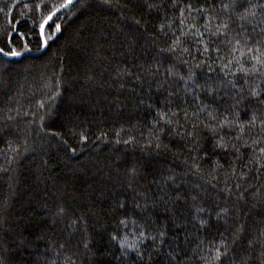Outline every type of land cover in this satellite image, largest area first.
Wrapping results in <instances>:
<instances>
[{"label": "trees", "instance_id": "1", "mask_svg": "<svg viewBox=\"0 0 264 264\" xmlns=\"http://www.w3.org/2000/svg\"><path fill=\"white\" fill-rule=\"evenodd\" d=\"M63 3L0 0V264H264V11L79 0L45 47Z\"/></svg>", "mask_w": 264, "mask_h": 264}, {"label": "snow or ice", "instance_id": "2", "mask_svg": "<svg viewBox=\"0 0 264 264\" xmlns=\"http://www.w3.org/2000/svg\"><path fill=\"white\" fill-rule=\"evenodd\" d=\"M105 2L107 3L108 0H105ZM236 2V6L238 7H244V4L247 3L248 7L246 8V11L248 12V14L250 15H255L256 13L254 11H252V9L256 8V7H260L262 11H264V5H257V4H252L250 2V0H244V2L242 3L241 0H235ZM73 3V0H66V3H63L60 5V8H67L70 4ZM60 8H57L56 11H60ZM55 15V12H52L49 14V16L44 20L43 24L41 25V30H40V35L43 36L44 35V24H47L48 21L52 20V17ZM241 19H244L245 17L243 15L240 16ZM224 28H227L228 25L225 23L223 25ZM56 31L59 32L61 31V26L60 25H56L55 26ZM261 32L264 33V29H261ZM17 35L20 37V45L21 47H24L25 49H27V41L25 39V34L24 33H17ZM6 42L9 45H12L14 43L13 39L9 36L6 37ZM43 44L45 47L48 46V41L45 38L43 40ZM30 51V49H27ZM249 51H252V49H249ZM0 55L4 56V57H20L23 55L22 52L18 51L15 47H9L7 50L4 47H0ZM256 60H260V57H253ZM224 67H227V65H224ZM248 96L253 98L254 101H256L257 103V108L259 111V115H257L255 112L253 113V115L249 118V123L250 124H255V121L257 119L260 120V123L262 126H264V99H260L261 97V92L256 90V89H250L248 91ZM239 103V101L237 102ZM43 106V105H41ZM53 136H57L58 133H52ZM81 139L83 140H87L86 136H82ZM66 143V142H65ZM253 143H257V141H253ZM221 147H224V145H220ZM244 147H250V145H243ZM69 151L75 153L76 149L75 148H69ZM236 151H239V147L236 148ZM260 152L264 153V147L260 148ZM120 207H124V205H120ZM170 213V215L167 217V220L170 222V224L172 225V227H174L175 229L179 230L182 228L183 225V214L180 211V208L178 207H171L169 209H167ZM203 209L201 208H196V212H202ZM118 223L122 226H124L125 228L128 226L129 221L127 219H121L118 221ZM199 223L201 224V226H205L208 221L200 219ZM154 231H156L157 235L160 237H163L165 235V230L159 227H156L154 229ZM140 235L143 237L145 234L144 232H141ZM119 232H117L116 235H112L111 239L116 241L118 246L121 249H124L126 247V242L122 239H119ZM153 241H155L157 239V236H151L150 237ZM164 241L161 240L160 243H163ZM85 247H87L85 245ZM128 249H131L132 252L134 253V257L138 258V259H144L145 255H148L149 259H151V254L146 253L145 251H141L139 248H136L134 245L128 244L127 245ZM228 252L227 249V245H225L224 251H221L220 249H216V255L213 257L214 260L219 261L222 259V257L226 256ZM122 256L124 257H128V252L125 251L122 253ZM130 260H132V264H134V259L129 258Z\"/></svg>", "mask_w": 264, "mask_h": 264}, {"label": "water", "instance_id": "3", "mask_svg": "<svg viewBox=\"0 0 264 264\" xmlns=\"http://www.w3.org/2000/svg\"><path fill=\"white\" fill-rule=\"evenodd\" d=\"M79 0H73V3L72 4H70L67 8H70V7H72L75 3H77ZM67 8H60V11H55V15L53 16V17H55L56 15H58L59 13H61V12H63L65 9H67ZM52 17V18H53ZM50 21H48V23H49ZM47 23V24H48ZM47 24H44V32H45V28H46V25ZM43 38H44V35L42 36ZM45 39V38H44Z\"/></svg>", "mask_w": 264, "mask_h": 264}]
</instances>
